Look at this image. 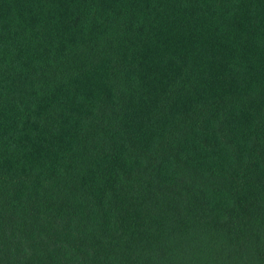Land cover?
Here are the masks:
<instances>
[{
  "label": "trees",
  "instance_id": "trees-1",
  "mask_svg": "<svg viewBox=\"0 0 264 264\" xmlns=\"http://www.w3.org/2000/svg\"><path fill=\"white\" fill-rule=\"evenodd\" d=\"M0 264H264V0H0Z\"/></svg>",
  "mask_w": 264,
  "mask_h": 264
}]
</instances>
